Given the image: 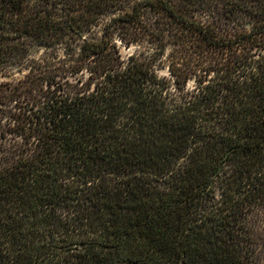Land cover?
<instances>
[{
    "label": "trees",
    "instance_id": "obj_1",
    "mask_svg": "<svg viewBox=\"0 0 264 264\" xmlns=\"http://www.w3.org/2000/svg\"><path fill=\"white\" fill-rule=\"evenodd\" d=\"M64 1L0 0V264H264V0Z\"/></svg>",
    "mask_w": 264,
    "mask_h": 264
},
{
    "label": "rangeland",
    "instance_id": "obj_2",
    "mask_svg": "<svg viewBox=\"0 0 264 264\" xmlns=\"http://www.w3.org/2000/svg\"><path fill=\"white\" fill-rule=\"evenodd\" d=\"M64 3L68 5V8L72 10L77 8L76 0H65ZM30 7L31 5L29 4L28 8ZM206 17L208 19H211V17H214L213 22L218 23L219 17H220L219 7L217 9H213L209 11L206 14ZM16 23H18V21H15L14 23H12V26L15 27ZM95 31H96V33L94 32L95 36H97L96 34H98L99 30L96 29ZM53 41L56 42L57 39ZM176 42H180L178 43L180 47L179 48L180 52L179 51L177 52L174 46H170L168 54L163 60H161L162 62L161 64L165 66H170L176 71L178 75H181V74L184 75L188 72H193L192 70L198 69L202 63L201 62L202 59L200 55L197 53L193 54L192 49L188 47L189 43L187 44L181 40L180 41L176 40ZM8 43L13 44L15 43V41L13 42L12 40H9ZM28 51L22 52V54L17 55V56L5 58L7 59L6 64L3 66V68H0L1 70L0 82H12V81L22 79L23 76L27 73L28 68L32 64L35 65L38 62H41L43 57L47 56L49 52L48 49L46 48L44 49L42 46H34L32 43L29 44ZM51 52L53 54L57 53V57H59L58 59H53L52 63L55 65L57 64L58 67H61L60 65H63L65 66V68H67V69H63V67H61V71L72 69L71 67L74 66L75 61L69 60V57H66L63 54L61 45L53 46ZM256 224L259 227H264V211L257 215Z\"/></svg>",
    "mask_w": 264,
    "mask_h": 264
}]
</instances>
